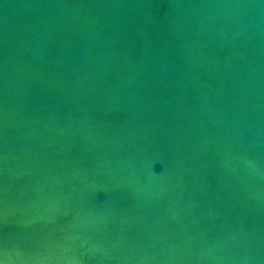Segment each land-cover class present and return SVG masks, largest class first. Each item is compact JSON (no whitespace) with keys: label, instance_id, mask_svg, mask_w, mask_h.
<instances>
[{"label":"water","instance_id":"water-1","mask_svg":"<svg viewBox=\"0 0 264 264\" xmlns=\"http://www.w3.org/2000/svg\"><path fill=\"white\" fill-rule=\"evenodd\" d=\"M0 264H264V0H0Z\"/></svg>","mask_w":264,"mask_h":264}]
</instances>
